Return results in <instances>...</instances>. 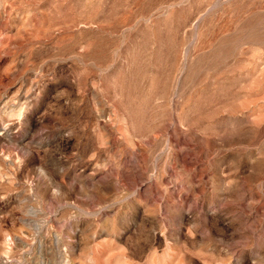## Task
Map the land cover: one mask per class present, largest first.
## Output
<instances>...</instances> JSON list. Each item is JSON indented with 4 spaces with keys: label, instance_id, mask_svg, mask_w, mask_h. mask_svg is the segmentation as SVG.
I'll return each mask as SVG.
<instances>
[{
    "label": "rangeland",
    "instance_id": "374dc122",
    "mask_svg": "<svg viewBox=\"0 0 264 264\" xmlns=\"http://www.w3.org/2000/svg\"><path fill=\"white\" fill-rule=\"evenodd\" d=\"M0 264H264V0H0Z\"/></svg>",
    "mask_w": 264,
    "mask_h": 264
}]
</instances>
